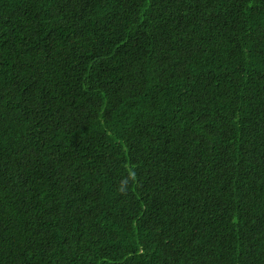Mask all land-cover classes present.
I'll return each mask as SVG.
<instances>
[{
  "label": "trees",
  "instance_id": "trees-1",
  "mask_svg": "<svg viewBox=\"0 0 264 264\" xmlns=\"http://www.w3.org/2000/svg\"><path fill=\"white\" fill-rule=\"evenodd\" d=\"M0 264H264V0H0Z\"/></svg>",
  "mask_w": 264,
  "mask_h": 264
},
{
  "label": "bare ground",
  "instance_id": "bare-ground-1",
  "mask_svg": "<svg viewBox=\"0 0 264 264\" xmlns=\"http://www.w3.org/2000/svg\"><path fill=\"white\" fill-rule=\"evenodd\" d=\"M43 177V176H42Z\"/></svg>",
  "mask_w": 264,
  "mask_h": 264
}]
</instances>
